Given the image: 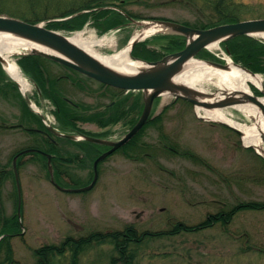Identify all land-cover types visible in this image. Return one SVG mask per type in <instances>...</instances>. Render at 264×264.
<instances>
[{
  "label": "rangeland",
  "instance_id": "1",
  "mask_svg": "<svg viewBox=\"0 0 264 264\" xmlns=\"http://www.w3.org/2000/svg\"><path fill=\"white\" fill-rule=\"evenodd\" d=\"M86 1L89 0H11L6 3L11 13L4 15L27 14L31 7L40 12L46 7L67 6L68 9ZM245 2L264 18V0ZM118 5L122 4L118 2L114 6ZM122 6L123 12L137 20L153 18L193 27L204 19L193 6L171 0H131ZM85 12L88 11L70 15L66 20ZM41 22L45 24V21ZM140 30L128 22L123 29L100 33L93 21H88L80 30L57 31L68 36L82 32L88 39H104V44L95 50L111 55L126 47ZM156 35L144 40L150 39V45L159 48L157 46L166 42L154 39ZM220 49L224 48L220 45ZM206 51L216 58L225 56L219 50ZM19 58L17 55L13 60L17 62ZM44 65L52 76L50 86L77 103L106 108L128 96L143 97L137 92L129 94L112 88L100 89L98 83L86 79L84 85L88 88L84 92L66 79L56 80L72 75L69 70L49 62ZM73 75L76 82L82 79ZM260 75L264 79V74ZM7 77L9 82H14L8 74ZM26 78L31 85L27 95L32 103L46 115L50 124L58 126L54 104L42 95L31 79ZM251 87L255 95H260L259 89ZM208 88L215 91L214 86L208 85ZM224 111L240 122L254 123L253 119L246 118L232 107ZM159 116L161 120L146 127L141 136L145 154H139L138 158L132 149L128 153L133 158L123 151L113 154L99 165L98 181L88 192L59 190L50 179L47 161L41 157L27 155L19 159L22 196L19 212L14 156L35 146L38 137L20 127L23 111L19 98L13 94H0V126L5 127H0V234L5 218L17 217L22 224L18 234L10 239L12 253L8 254L7 246L2 247L0 264H37L35 251L41 247L61 245L68 238L79 239L92 232H116L127 227H134L141 234L164 232L181 222L188 226L197 225L209 214H217L239 202L264 203V161L256 151L244 147L241 136L225 126L199 119L192 104L184 100L174 101L170 95H163L155 102L151 118ZM133 118L131 113L107 128L91 122H80V126L94 134L104 132L109 135L107 139L117 141L131 130ZM28 119L25 118V122L30 127L28 124L32 123ZM169 147L178 152L170 151ZM62 151L64 155L78 154L81 158H78V164L62 165L63 171L56 175V181L65 188H82L92 183L97 152L87 155L76 145L63 146ZM182 153H190L197 159ZM117 255L112 244L93 245L80 255L79 264H111ZM136 255L135 264H264V210H243L229 225L218 223L198 233L146 238ZM55 259V264H71V253Z\"/></svg>",
  "mask_w": 264,
  "mask_h": 264
},
{
  "label": "trees",
  "instance_id": "2",
  "mask_svg": "<svg viewBox=\"0 0 264 264\" xmlns=\"http://www.w3.org/2000/svg\"><path fill=\"white\" fill-rule=\"evenodd\" d=\"M11 0H0V14L11 13L7 8L8 2ZM131 0H89L81 4H73L67 9L56 6L46 7L43 11H38L34 7L29 8L27 14H11V16L18 17L30 23H39L41 21H48L53 19L65 18L73 14H77L82 11H88L77 16L62 21H51L47 25L48 28L54 30H65V31H75L82 29L88 21H93V24L100 33H104L108 30L120 28L123 29L130 22L128 18L121 13L122 5ZM172 2L186 3L187 5L193 6L204 19L196 24L195 28L208 29L217 25L237 23L240 21L253 19V18H263V15L257 14L254 7L245 0H171ZM121 3L122 5L114 6L115 3ZM75 5V6H74ZM113 8H108L112 7ZM28 12L30 14H28ZM206 12V13H205ZM127 15H129L127 13ZM132 18H136L130 15ZM142 20V18H140ZM153 19V18H152ZM166 43L157 46L159 48L152 47L150 45V39L144 42H140L134 48L132 55L136 58H140L145 61H158L162 59L165 55L171 54L182 50L185 47L186 38L181 35H165L160 34L153 37ZM222 47L228 54L232 57L235 63L242 65L243 67L249 69L250 71L258 74H264V43L259 39L250 36H239L230 39L222 44ZM201 59L219 61L216 57L210 54L208 51L203 50L198 54ZM44 62L52 63V61L45 59L40 56H22L18 59L17 63L22 68L24 74L30 78L34 83H36L38 89L41 91L42 95L50 100L55 106V115L58 121L59 128L64 132H74L79 129V122H98L101 126L106 127L112 123L120 122L124 117L134 114V118L131 123L134 125L137 122L138 115L141 114L143 109V98L140 96H128L127 98L120 99L117 104L110 107L112 110V116H105L93 114L85 115L77 109L76 106L70 104L67 100L63 99L64 96L60 91L56 90L55 87L50 86L51 78L48 69H46ZM45 66V67H44ZM6 72L3 70L0 63V94L4 96H10L11 94L17 96L20 100V105L23 111L22 124L26 127L29 134L37 136L35 148L40 150L59 154L57 147L50 143L45 137H43L36 129L46 130L41 118L32 111L25 99L22 97L18 90V86L14 82H9ZM55 83H57L55 81ZM102 88H108L104 85ZM101 88V89H102ZM105 95V94H104ZM133 97V98H132ZM129 100L132 102V106L129 107ZM85 106V105H83ZM81 106V107H83ZM80 107V108H81ZM90 109L88 106L84 107ZM136 116V117H135ZM25 118H29L32 125L29 123L30 127H27ZM161 120V116L157 118L150 119L144 129L132 139L126 146L122 148L124 154L128 157L133 158L128 150H135L137 157L139 154H145V144L141 142V136L144 133L146 127L151 124H155ZM28 128V129H27ZM79 148L83 149L87 155L91 152L95 154L98 149L95 145L89 144L88 142H78L73 143ZM170 151L178 152L174 147L168 148ZM141 151V153L139 152ZM91 154V155H92ZM184 156L197 159L193 157L190 153H182ZM33 158L40 157L39 154H30ZM58 157H63L61 154ZM260 157V156H258ZM79 155L75 154L70 160H68L69 165L76 163L78 164ZM261 158V157H260ZM135 159V158H134ZM263 161L264 159L261 158ZM62 165L65 164H55L56 175H59L62 170ZM9 172H6V177H8ZM264 210L263 202H239L235 206L230 207L227 210L222 209L217 214H209L207 218L194 226H188L184 223H178L172 230L164 232H145L143 234L139 233L134 227H127L122 231H112V232H92L86 236L79 239L68 238L61 245H48L41 247L35 251L37 256V264H55L56 257L65 256L68 252L71 253V264H79V258L85 250L89 249L93 245L101 244H112L115 246L118 252L117 257H114L111 264H135L136 254L139 252L141 244L146 238H155L162 236H174L180 233H198L209 228L214 227L218 223L223 225H229L233 218L243 210ZM20 223L17 217L5 218L2 220V231L1 234H7V236L0 242V253L4 246L9 249L8 254L12 253L10 239L15 236L20 231ZM11 258V257H10ZM8 258L9 261H12Z\"/></svg>",
  "mask_w": 264,
  "mask_h": 264
},
{
  "label": "water",
  "instance_id": "3",
  "mask_svg": "<svg viewBox=\"0 0 264 264\" xmlns=\"http://www.w3.org/2000/svg\"><path fill=\"white\" fill-rule=\"evenodd\" d=\"M129 19L138 27L148 28L147 23L159 24L164 31L161 33L181 35L186 38V45L184 49L166 55L159 61L147 62L140 59H135L146 64V68L136 74H121L104 65L98 59L87 53L85 50L74 44L70 38L60 32L50 30L44 26L43 23L33 24L19 18H14L7 15H0V34H9L15 36L23 41L35 45L30 51L23 55H36L47 58L66 67H69L79 73L84 74L100 83L108 86L118 88L124 91H142L144 93V108L143 113L137 124L133 129L119 142H112L88 136H75L66 135L58 132L54 127H49L50 131L60 137H66L73 140L83 138L87 141L111 146L112 149L107 153L100 156L94 164V179L92 183L86 187L77 189H66L59 186L54 179V168L52 165V156L46 154L48 158V168L52 182L61 190L70 193H81L91 190L99 176L98 165L108 155L128 143L148 122L154 107L156 99L164 94L171 95L175 100L183 99L194 105L197 109H225L233 107L238 104L253 103L257 105L264 116V104L260 102V98L255 95L243 94L237 96L231 94L223 99L209 102L202 100L203 98H214V93H203L199 90L190 88L186 85L178 84L174 78L178 76L184 69V65L191 59L195 58L199 52L207 49L210 45L218 43L221 44L230 39L239 36L258 37L260 33H264V18L245 20L237 23H229L218 25L209 29H197L178 22L168 20H152V21H138L129 17ZM141 40H135L131 43V57L132 50ZM41 47V48H40ZM0 62L4 64V58L0 55ZM207 63L221 69H226V64L206 61ZM236 66L244 69L245 71L256 75L247 68L234 63ZM264 95V90H261ZM25 99L30 107L32 106L31 100L28 95ZM44 118V117H43ZM203 119L202 117H199ZM226 126L240 136L243 133L224 122L211 121ZM262 142L264 143V135H262ZM253 148V146H245ZM36 150L28 149L17 154L13 160V169L15 172L16 183L19 194V212L21 209L22 196L21 187L18 173V159L27 153ZM264 157V156H263Z\"/></svg>",
  "mask_w": 264,
  "mask_h": 264
},
{
  "label": "bare ground",
  "instance_id": "4",
  "mask_svg": "<svg viewBox=\"0 0 264 264\" xmlns=\"http://www.w3.org/2000/svg\"><path fill=\"white\" fill-rule=\"evenodd\" d=\"M148 28H143L137 32L129 41L128 45L120 51L105 55L97 52L95 47L102 46L104 39L92 40L84 37L82 32L70 35V40L85 50L87 53L98 59L107 67L121 74H136L146 68V64L131 57V43L135 40H142L150 35L164 31L161 25L147 23ZM264 40V33L257 35ZM35 45L23 41L9 34H0V55L4 58V68L7 74L17 83L24 94L30 91V82L25 77L14 56L22 55L30 51ZM41 48V47H40ZM208 50H219L220 44L210 45ZM226 69L213 66L206 61L193 58L185 65L183 71L174 78L178 84L186 85L203 93H210L208 85L215 87L214 98H203L209 102L223 99L231 94L241 96L243 94L254 95L252 87L264 90V79L260 74L253 75L244 69L236 66L232 60H226ZM164 95H168L167 93ZM264 104V96L259 97ZM34 106V104H33ZM236 111L248 119H253L254 123L246 124L240 122L228 114L224 109H203L198 107L197 114L206 121H218L229 124L243 133V143L246 146H253L259 155L264 156V116L260 108L253 103H244L233 106Z\"/></svg>",
  "mask_w": 264,
  "mask_h": 264
},
{
  "label": "flooded vegetation",
  "instance_id": "5",
  "mask_svg": "<svg viewBox=\"0 0 264 264\" xmlns=\"http://www.w3.org/2000/svg\"><path fill=\"white\" fill-rule=\"evenodd\" d=\"M81 77H82V79L81 80H77V82H75V81H72V80H70L69 79V77H66L65 76V78L72 84V86H77L78 87V90H83L84 92L86 91V89L88 88L86 85H84L85 83H84V81H85V78L86 77H84V76H82L81 75ZM84 80V81H83ZM77 83H79V84H83L82 85V88H81V85L80 86H78L77 85ZM102 87H101V85H100V89H101ZM100 92V91H99ZM101 94V93H100ZM63 99H65V100H67V101H69V103H71V104H74L76 107H77V109L78 110H80V112L82 113V114H85V115H93V114H98V115H105V116H112V110H110V107H112V106H114V104H112L111 106L109 105V106H107L106 108H103V107H96V106H91V105H85V104H81V103H75L74 101H72L71 99H69L68 97H66V96H61ZM99 97H103V96H99ZM114 103V102H113ZM83 105H85V106H83ZM81 106H83V107H81ZM86 106H88L90 109H88V108H84V107H86ZM81 107V108H80ZM108 111V112H107ZM106 112V113H105ZM107 113H109V114H107ZM81 122V121H80ZM80 122H79V124H78V126H79V129L78 130H75L74 132L72 131V132H64V131H61L60 129H59V131L60 132H63V133H65V134H73V135H79V134H81V135H86V136H89V137H95V138H99V139H104V140H110V139H107L108 137L107 136H109L108 134H104V132L102 133V134H94V133H92V132H88V131H86V130H84L81 126H80ZM91 124H95V125H97V126H99V127H101V128H107V127H109V125H107L106 127H102L98 122H95V121H93V122H91ZM0 127H4V126H0ZM5 128V127H4ZM40 132V134L43 136V137H45L50 143H52L54 146H56L57 147V149H58V153L59 154H61L63 157L61 158V157H58L57 155H59V154H56V153H54V154H52V158H53V164L55 163H57V164H69V162H68V160H70L71 158H72V156L69 154V155H64L63 154V151H62V147L64 146V147H66L67 145H72L73 143H78V142H88V141H83V140H80V141H77V140H71V139H67V138H63V137H59V136H56L55 134H53V133H51L50 131H46V130H41V131H39ZM112 141V140H111ZM89 144H92V145H95V147L98 149V151H97V156H96V159L98 158V157H100L102 154H104V153H106V152H108V151H110L111 150V148L112 147H110V146H103V145H101V144H94V143H91V142H88ZM119 150H117V151H115L114 153H111L109 156H107L105 159H104V161L105 160H107L110 156H112L113 154H115V153H117ZM45 158V157H44ZM79 158H81V157H79ZM46 159V158H45ZM46 161V160H45ZM78 163H80L79 162V160L77 161Z\"/></svg>",
  "mask_w": 264,
  "mask_h": 264
}]
</instances>
